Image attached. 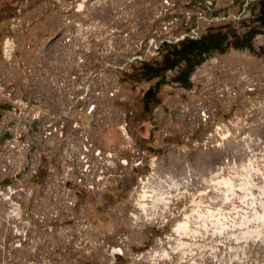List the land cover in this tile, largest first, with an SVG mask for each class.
<instances>
[{"label": "rangeland", "instance_id": "obj_1", "mask_svg": "<svg viewBox=\"0 0 264 264\" xmlns=\"http://www.w3.org/2000/svg\"><path fill=\"white\" fill-rule=\"evenodd\" d=\"M0 264H264V0H0Z\"/></svg>", "mask_w": 264, "mask_h": 264}, {"label": "trees", "instance_id": "obj_2", "mask_svg": "<svg viewBox=\"0 0 264 264\" xmlns=\"http://www.w3.org/2000/svg\"><path fill=\"white\" fill-rule=\"evenodd\" d=\"M201 40H202V39H200V40H196V41H192V40H190L187 46L192 45V44H196L197 46H196L193 50H191L192 52H193V51H196L197 53H198V52H199V53L206 52V50L204 49L206 43H205V41H201ZM220 42H221V41H220ZM181 46H182V45H181ZM184 46H185V45H184ZM199 49H201V50H199ZM181 52H182V54H189V53H190V51H189L188 49H181ZM183 59H184V57H182L180 60H183Z\"/></svg>", "mask_w": 264, "mask_h": 264}]
</instances>
